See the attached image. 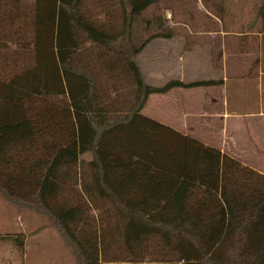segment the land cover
Wrapping results in <instances>:
<instances>
[{
	"label": "trees",
	"instance_id": "obj_1",
	"mask_svg": "<svg viewBox=\"0 0 264 264\" xmlns=\"http://www.w3.org/2000/svg\"><path fill=\"white\" fill-rule=\"evenodd\" d=\"M116 1L119 30L83 0H34L30 37L0 29V196L46 216L76 264H264V174L141 113L152 93L213 81L147 84L136 56L164 34L137 45L130 21L161 0ZM5 11L0 2V24ZM15 42L30 63L11 72ZM86 42L132 83L123 112L103 104ZM52 95L67 98L57 120L32 106ZM22 233L0 240L21 250Z\"/></svg>",
	"mask_w": 264,
	"mask_h": 264
},
{
	"label": "crops",
	"instance_id": "obj_2",
	"mask_svg": "<svg viewBox=\"0 0 264 264\" xmlns=\"http://www.w3.org/2000/svg\"><path fill=\"white\" fill-rule=\"evenodd\" d=\"M261 5L264 1L237 31L221 27L217 31L195 32V28H185L184 23L181 34L166 32L157 36L154 67L163 82L154 86L173 79L213 82L152 93L149 97H157V117L146 114L148 100L141 113L175 129L177 121L183 122V127L188 121L191 130L204 129L205 144L264 174V16L258 13ZM214 20L222 25L219 18ZM154 39L145 43L136 58ZM189 135L202 136L200 132ZM5 263L14 264V259L7 258Z\"/></svg>",
	"mask_w": 264,
	"mask_h": 264
},
{
	"label": "rangeland",
	"instance_id": "obj_3",
	"mask_svg": "<svg viewBox=\"0 0 264 264\" xmlns=\"http://www.w3.org/2000/svg\"><path fill=\"white\" fill-rule=\"evenodd\" d=\"M261 1L161 0L149 6L141 14L132 16L131 34L135 44L138 45L141 40L154 33L181 34L184 23H186L185 28L190 30L195 28V32L198 30L201 32L203 30L217 31L221 27L237 31L243 28L245 19H250L255 15L256 8ZM0 2L4 4L6 10V18L0 24L2 33L7 35L19 33L30 37L34 0H0ZM83 3L84 8L95 21L108 23L115 26L117 30L120 29L124 17L116 0H83ZM216 18L220 19L222 25L214 20ZM199 22L204 25H199ZM156 38L136 58L143 69L144 81L152 86L163 82L154 67H157ZM80 48L90 62L95 84L102 94L103 104L106 105L110 113L126 110L133 98V87L130 80L122 76L123 72L118 73L119 67L116 70L110 67L112 57L101 47L86 42ZM5 51L8 56L7 69L11 72L21 69L22 63H30V59L28 61L27 58V50L21 49L16 42L9 43ZM24 59H27V62ZM147 100L146 114L157 117L156 95L148 96ZM66 104L65 95H52L34 100L32 106L35 110L47 112L50 118L54 116L51 120H57L60 117L61 108ZM182 123L178 121L175 123L177 131L187 135L190 132H200L202 136H189L205 143L207 137L204 129L191 130L190 122H185V127L180 126ZM172 124L174 125V122ZM82 157L88 160L90 154H83ZM20 232H23L21 250L11 240H0V264H8L5 263V259L10 257L14 259V264H20L22 260L23 264H76L72 248L64 241L46 216L31 210H18L0 196V233L17 234Z\"/></svg>",
	"mask_w": 264,
	"mask_h": 264
}]
</instances>
